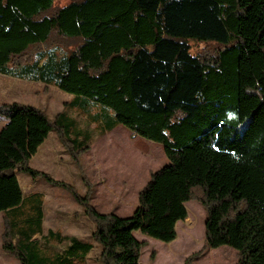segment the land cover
<instances>
[{
	"label": "trees",
	"instance_id": "1",
	"mask_svg": "<svg viewBox=\"0 0 264 264\" xmlns=\"http://www.w3.org/2000/svg\"><path fill=\"white\" fill-rule=\"evenodd\" d=\"M191 41L218 49L191 55ZM0 75L70 94L99 136L123 126L162 146L168 164L130 216L98 213L87 185L65 186L94 225L101 264H139L135 232L174 241L191 201L205 213L202 249L264 264V0H0ZM0 116L1 251L19 264H84L93 243L44 234L43 197L24 196L16 173L62 186L30 159L55 133L78 163L91 135L66 112L13 102Z\"/></svg>",
	"mask_w": 264,
	"mask_h": 264
},
{
	"label": "rangeland",
	"instance_id": "2",
	"mask_svg": "<svg viewBox=\"0 0 264 264\" xmlns=\"http://www.w3.org/2000/svg\"><path fill=\"white\" fill-rule=\"evenodd\" d=\"M70 1L53 0V3L56 7H63ZM189 46L191 55H212L218 49L214 44L192 41ZM71 100L70 94L53 87L0 75V104L16 102L29 105L43 111L50 119L60 112H66L80 129L91 135L90 149L79 157L78 163L73 161L55 133L49 134L46 144L30 160L31 168L47 174L62 186L50 184L41 178L33 180L24 173H16V178L24 196L38 193L43 197V233L52 230L92 242L94 249L84 264H101L99 247L90 238L94 225L65 186L71 187L78 195H84L87 185L90 189L88 203L95 211L127 217L136 208L139 191L150 175L167 165L168 161L161 145L135 136L123 126L99 136L96 126L87 117L69 109ZM95 112L91 110L89 114ZM3 122L4 118L0 116V128ZM120 130L125 134H121ZM184 206L186 219L176 224V238L171 243L165 244L134 233L136 240L143 244L139 264H184L195 254L189 264H237L236 253L230 248L202 249L204 210L197 201ZM2 232L3 220L0 215V243ZM0 264L19 263L0 249Z\"/></svg>",
	"mask_w": 264,
	"mask_h": 264
},
{
	"label": "crops",
	"instance_id": "3",
	"mask_svg": "<svg viewBox=\"0 0 264 264\" xmlns=\"http://www.w3.org/2000/svg\"><path fill=\"white\" fill-rule=\"evenodd\" d=\"M4 124H5V121L3 122L2 126H3ZM2 126H1V127H2ZM0 129H1V128H0ZM114 130H117V128H115ZM114 130H113V131H114ZM118 132H119V131H118ZM120 133H121V134H125V132L122 131V130H120ZM48 138H49V136H48ZM48 138H47V139H48ZM47 139H46L45 142H44V143L38 148L36 154H35L32 158H34V157L40 152V149L46 144ZM32 158H31V159H32ZM31 159H30V160H31ZM0 215H1V214H0Z\"/></svg>",
	"mask_w": 264,
	"mask_h": 264
}]
</instances>
